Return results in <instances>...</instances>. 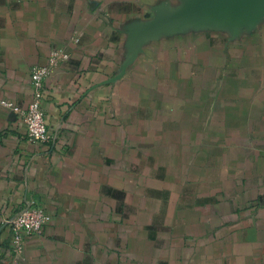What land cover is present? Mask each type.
I'll use <instances>...</instances> for the list:
<instances>
[{"label":"crops","instance_id":"obj_1","mask_svg":"<svg viewBox=\"0 0 264 264\" xmlns=\"http://www.w3.org/2000/svg\"><path fill=\"white\" fill-rule=\"evenodd\" d=\"M0 264H264V0H0Z\"/></svg>","mask_w":264,"mask_h":264},{"label":"built area","instance_id":"obj_2","mask_svg":"<svg viewBox=\"0 0 264 264\" xmlns=\"http://www.w3.org/2000/svg\"><path fill=\"white\" fill-rule=\"evenodd\" d=\"M69 58V53L59 47L52 48L47 64L35 65L31 68L30 80L32 83L31 97L26 106H12L13 113L23 124L27 139L36 144H47L53 141L54 134L45 121L43 101L46 98L45 80L55 66ZM53 215L46 211L40 201L35 198L24 200L17 211L5 218L14 232V242L19 245L23 234L32 235L41 233Z\"/></svg>","mask_w":264,"mask_h":264},{"label":"water","instance_id":"obj_3","mask_svg":"<svg viewBox=\"0 0 264 264\" xmlns=\"http://www.w3.org/2000/svg\"><path fill=\"white\" fill-rule=\"evenodd\" d=\"M123 72V69H121V71H119V74H121Z\"/></svg>","mask_w":264,"mask_h":264}]
</instances>
